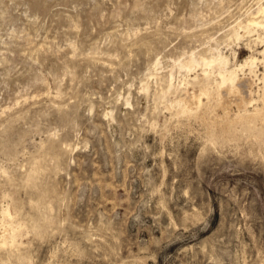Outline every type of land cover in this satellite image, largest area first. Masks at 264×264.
Returning <instances> with one entry per match:
<instances>
[{
    "label": "rangeland",
    "instance_id": "1",
    "mask_svg": "<svg viewBox=\"0 0 264 264\" xmlns=\"http://www.w3.org/2000/svg\"><path fill=\"white\" fill-rule=\"evenodd\" d=\"M258 4L0 0V264H264V62L258 117L212 78L200 107L174 94L199 91L190 51L263 57L231 31Z\"/></svg>",
    "mask_w": 264,
    "mask_h": 264
},
{
    "label": "bare ground",
    "instance_id": "2",
    "mask_svg": "<svg viewBox=\"0 0 264 264\" xmlns=\"http://www.w3.org/2000/svg\"><path fill=\"white\" fill-rule=\"evenodd\" d=\"M263 17H264V5L258 4L255 11L253 13H249L248 16L245 18L244 22H239L236 26L232 27L231 30L232 35L235 36V38L238 40L245 36L250 37V35L256 33L257 36L255 37V39L256 38L259 39L264 44ZM251 46L249 47L251 48ZM194 52L195 51H190L187 55H185L184 58L178 59L177 61H174V63H178L179 67H184L188 70H194V68L196 67H199L201 69L202 76H198L197 74H194L191 77L193 81L197 82L199 91L197 94L193 93L191 96L188 97L183 87H181L182 88L181 90L180 87L174 86V94H175L176 102H180V101H184L185 103L192 102L196 104L197 107H200L202 105L201 97L209 96L210 94L209 80L212 78L213 81L215 82L214 93H215V97L217 98V104L215 108H220L222 110V115H230L231 117L233 116L232 113L233 111L232 112L230 111V104L232 103L236 104V107H238V109H241V111L243 110L244 114L247 115L248 118H255L261 115V110L257 107L258 99L252 95V91L249 88L250 77L246 75L243 70L244 68H248L249 73L255 74V67L257 66V62L258 61L264 62V47L262 49H259L258 51L261 54H263V57L258 58L254 54H248L240 61H237V59L234 58L233 64H229L227 54L223 53L217 46H210L208 48L207 53L202 52L196 55L198 52L195 54ZM157 57L152 62V66H153L152 69L154 70L152 72L150 71L148 77H152V78L157 77L158 71H156V68L157 65L159 64V58H160ZM263 72L264 71H262V73ZM166 77L168 79L167 80L168 88H171V86H173L172 69L167 73ZM263 86H264V81H263ZM262 94L264 96V88ZM263 102H264V97H263ZM251 106H253V108L249 109V107ZM188 110L190 109H187V107H185L182 111H188ZM0 223L3 229L5 230V232L1 235L0 244L5 245L6 243L9 242L8 244L13 245V243L16 241L15 236L19 228H18V224L13 221L12 214L10 213L8 208H3L1 210Z\"/></svg>",
    "mask_w": 264,
    "mask_h": 264
}]
</instances>
